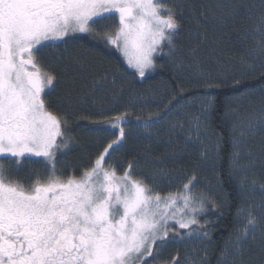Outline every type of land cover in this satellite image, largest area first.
Listing matches in <instances>:
<instances>
[{
	"label": "snow or ice",
	"instance_id": "6c2138e0",
	"mask_svg": "<svg viewBox=\"0 0 264 264\" xmlns=\"http://www.w3.org/2000/svg\"><path fill=\"white\" fill-rule=\"evenodd\" d=\"M184 6L166 0H0V158H15L19 165L43 157L51 166L46 178L29 184L12 177L0 162V264H148L176 226L187 230V237H210L209 222L200 224L197 217L209 205H221L193 193L195 175L182 191L162 195L133 175L132 163L122 174L106 167L107 158L125 142L126 112L107 121L118 135L113 133L115 139L80 178L56 174L55 152L69 146L62 131L68 121L48 109L42 94L56 76L43 71L36 57L46 42L84 33L115 47L144 77L155 67L154 54L165 46L175 56ZM256 31L260 39L249 55L264 56V15ZM204 86L221 85L207 81ZM211 108L208 100L203 111ZM154 122L144 121V127ZM201 129L200 116L193 117L189 131L199 139ZM257 130H264V109L244 123L239 137ZM240 142L234 136V146ZM245 219L226 242L219 264H228L229 258L232 264H264V217L248 211ZM188 264L198 262L193 258Z\"/></svg>",
	"mask_w": 264,
	"mask_h": 264
},
{
	"label": "trees",
	"instance_id": "16d2710c",
	"mask_svg": "<svg viewBox=\"0 0 264 264\" xmlns=\"http://www.w3.org/2000/svg\"><path fill=\"white\" fill-rule=\"evenodd\" d=\"M166 2L185 5L176 54L170 57L165 46L144 77L115 47L84 33L47 43L37 52L41 69L56 76L43 95L46 105L68 121L62 131L69 146L55 153L56 174L81 177L115 139L113 133L118 135L107 121L126 112L125 142L108 158L119 174L132 163L133 175L162 195L182 191L195 175L193 193L221 205H209L206 214L197 217L200 224L209 222V238L186 240L183 247L168 244L164 251L158 249L156 260L148 258V264H172L173 258L179 264L193 258L198 264H219L229 237L246 223V213L264 217V130L239 137L244 123L264 109V56L249 55L260 39L256 29L264 0ZM207 81L221 86L206 88ZM208 100L212 108L205 112ZM196 116L202 122L199 139L189 131ZM149 120L155 122L145 128ZM234 136L241 141L235 146ZM2 163L12 177L29 184L51 170L42 160Z\"/></svg>",
	"mask_w": 264,
	"mask_h": 264
},
{
	"label": "rangeland",
	"instance_id": "374dc122",
	"mask_svg": "<svg viewBox=\"0 0 264 264\" xmlns=\"http://www.w3.org/2000/svg\"><path fill=\"white\" fill-rule=\"evenodd\" d=\"M76 34H81V33H76ZM72 35V34H71ZM59 41H61V40H59ZM59 41H48V42H46V44L47 43H55V42H59ZM121 53V52H120ZM122 54V53H121ZM156 54V53H155ZM155 54H154V56H153V59H154V57H155ZM124 57V56H123ZM124 59H125V61L127 62V60H126V58L124 57ZM128 64V63H127ZM132 68V67H131ZM134 69V68H133ZM151 70V69H150ZM148 72V71H147ZM146 72V73H147ZM145 73V74H146ZM47 89V88H46ZM45 89V90H46ZM57 142L58 143H60L61 142V138H57ZM57 152V151H56ZM55 152V153H56ZM109 158V157H108ZM108 158H107V164H106V167L107 166H112V167H115L116 168V166H114V163H112V162H110V161H108ZM14 159L15 158H8V157H3V158H0V162H5V161H8L9 163L10 162H14ZM37 160L38 161H40V160H42V161H44V162H47L46 160H45V158H43V157H29V158H27V159H25V160H23V162L21 163V164H27V163H33V162H37ZM48 163V162H47ZM30 164V165H31ZM55 165H59V161H55ZM117 170V169H116ZM117 172H118V170H117ZM119 174V173H118ZM80 178V177H79ZM194 228H195V226H193ZM177 231V232H176ZM187 230H184V229H179L178 228V226H176L172 231H170V234H169V238H168V242L162 247V248H159V249H163V251L165 250V249H167V246H168V244L170 245V246H173L174 244H176V245H179V247H183V246H185V244L189 241L190 243L191 242H198L200 239H197L195 236H193V237H187V236H185L184 234H185V232H186ZM174 232H176V235H175V233ZM184 236V239H180V238H178V236ZM186 240H188V241H186Z\"/></svg>",
	"mask_w": 264,
	"mask_h": 264
},
{
	"label": "flooded vegetation",
	"instance_id": "af4514ba",
	"mask_svg": "<svg viewBox=\"0 0 264 264\" xmlns=\"http://www.w3.org/2000/svg\"><path fill=\"white\" fill-rule=\"evenodd\" d=\"M36 57H37V54H36ZM42 95H44V94H42Z\"/></svg>",
	"mask_w": 264,
	"mask_h": 264
}]
</instances>
